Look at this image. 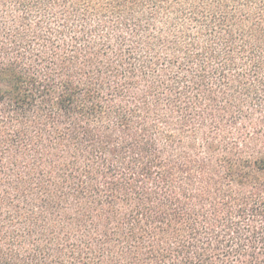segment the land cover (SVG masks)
Returning a JSON list of instances; mask_svg holds the SVG:
<instances>
[{
    "label": "trees",
    "instance_id": "1",
    "mask_svg": "<svg viewBox=\"0 0 264 264\" xmlns=\"http://www.w3.org/2000/svg\"><path fill=\"white\" fill-rule=\"evenodd\" d=\"M261 177L264 0H0V264H264Z\"/></svg>",
    "mask_w": 264,
    "mask_h": 264
},
{
    "label": "clouds",
    "instance_id": "2",
    "mask_svg": "<svg viewBox=\"0 0 264 264\" xmlns=\"http://www.w3.org/2000/svg\"><path fill=\"white\" fill-rule=\"evenodd\" d=\"M171 7L173 8H177V7H187V5H184L183 3H179V4H173L171 5ZM6 8V14L7 12H11L12 11V6L11 5H5ZM37 19H39V17H37ZM166 19H170V16L167 17ZM157 23H160L159 21H157ZM162 27H165L166 25L161 24ZM86 79V78H85ZM81 87H85L86 85L84 83H81ZM103 102V101H101ZM39 103V101L37 102ZM120 103V101H115V100H109L106 104H105V109H107L109 107V105H118ZM89 106V102L87 100H84L83 103L81 104V107H84L85 110L87 109V107ZM112 119H105L103 121L104 124H112ZM79 123L84 124L86 127L91 126V122L88 120V118L86 116H84L83 119L79 120ZM118 134V133H117ZM262 180H264V177H261ZM251 187V186H250ZM234 195L237 196H247L249 193L248 191H241V192H234ZM236 219H238V217H236ZM244 222H242L243 225ZM168 242V244H172L173 243V239H169L168 237L165 238ZM161 243H164V241H161ZM178 243V241H177ZM173 246H175L173 244ZM6 248V254H9V259L12 260H17L18 264L21 258H27L28 254L33 250L32 246L25 243L22 246H14L12 248H9L7 245H5ZM18 254V255H17Z\"/></svg>",
    "mask_w": 264,
    "mask_h": 264
}]
</instances>
